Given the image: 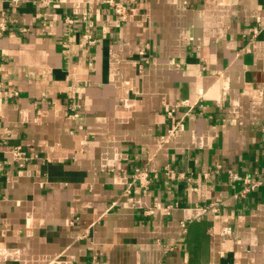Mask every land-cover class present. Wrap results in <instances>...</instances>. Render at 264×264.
Instances as JSON below:
<instances>
[{
  "label": "crops",
  "instance_id": "0c3cea01",
  "mask_svg": "<svg viewBox=\"0 0 264 264\" xmlns=\"http://www.w3.org/2000/svg\"><path fill=\"white\" fill-rule=\"evenodd\" d=\"M47 1L0 0V264H264V0Z\"/></svg>",
  "mask_w": 264,
  "mask_h": 264
},
{
  "label": "built area",
  "instance_id": "2783aa9c",
  "mask_svg": "<svg viewBox=\"0 0 264 264\" xmlns=\"http://www.w3.org/2000/svg\"><path fill=\"white\" fill-rule=\"evenodd\" d=\"M43 7L48 5L47 0H42ZM104 4L106 7L110 8L112 13L120 18L123 21H128L130 20L133 16H135L134 11L123 4L122 2L118 0H105ZM86 20V18H83ZM12 20L7 16L6 13H3L1 20H0V36L4 35L6 32H8L12 25H13ZM65 22L68 26H71L74 21L72 18H66ZM256 33V32H255ZM83 39L85 43L88 46H91L94 44V39L92 38L91 35H84ZM173 110L168 111V115H172ZM11 154L13 156V159L17 162L20 163V166H24L28 161H30V157L27 156L25 151H23L20 147H15L11 149ZM2 169V164L0 163V171ZM166 176L169 179H175L176 178V173L172 170H167L166 171ZM229 176L233 181L236 182H241L245 186V188L241 191L240 195L241 196H246L247 194L254 192L258 189L259 186H261L264 183V175L262 179L259 178H253L250 176L243 177L237 173H234L232 171L229 172ZM149 172L147 171L146 168H141V169H136L134 172L133 180L132 183L129 185V188L127 192H130V188L133 184H139L141 188L147 189L150 183V178H149ZM205 212L211 211V212H216L217 211V205L216 204H210L203 209ZM229 233V231H227Z\"/></svg>",
  "mask_w": 264,
  "mask_h": 264
}]
</instances>
